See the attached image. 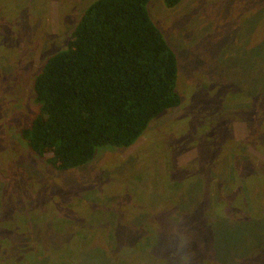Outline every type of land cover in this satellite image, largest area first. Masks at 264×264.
<instances>
[{"label": "rangeland", "instance_id": "rangeland-1", "mask_svg": "<svg viewBox=\"0 0 264 264\" xmlns=\"http://www.w3.org/2000/svg\"><path fill=\"white\" fill-rule=\"evenodd\" d=\"M94 1L0 0L4 232L14 233L17 247L88 251L82 235L94 245L141 228L160 237L186 227L181 214L160 217L176 208L196 217L192 205L203 201L201 219L213 223L226 263L264 264V0H181L172 8L151 0L150 16L178 58L182 107L134 146L100 148L90 163L61 172L31 154L20 131L39 111L35 77L67 48ZM208 186L218 191L216 210Z\"/></svg>", "mask_w": 264, "mask_h": 264}, {"label": "trees", "instance_id": "trees-1", "mask_svg": "<svg viewBox=\"0 0 264 264\" xmlns=\"http://www.w3.org/2000/svg\"><path fill=\"white\" fill-rule=\"evenodd\" d=\"M150 1H94L67 48L47 58L33 83L39 111L20 131L31 154L58 171H70L93 161L100 148L134 146L153 122L182 107L178 58L150 16ZM180 1L167 0V6ZM259 113L254 108L250 117L259 122ZM243 176L248 183L250 175ZM208 187L216 210L218 191ZM194 205L196 217L180 208L160 217L181 214L188 223L160 237L141 228L96 238L93 245L94 238L82 235V243H91L88 251L71 250L70 244L64 249L17 247L16 236L4 232L2 223L0 264H227L216 246L213 223L201 219L203 201ZM142 243L146 250L140 249Z\"/></svg>", "mask_w": 264, "mask_h": 264}]
</instances>
